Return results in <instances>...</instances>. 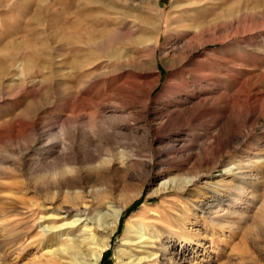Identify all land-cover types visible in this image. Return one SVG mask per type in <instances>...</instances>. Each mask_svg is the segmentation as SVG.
<instances>
[{
	"label": "rangeland",
	"instance_id": "rangeland-1",
	"mask_svg": "<svg viewBox=\"0 0 264 264\" xmlns=\"http://www.w3.org/2000/svg\"><path fill=\"white\" fill-rule=\"evenodd\" d=\"M108 1L159 12L155 55L127 23L71 50L86 0H0V264H57L27 206L64 161L100 172L90 216L124 206L98 264H264V0H98L91 16Z\"/></svg>",
	"mask_w": 264,
	"mask_h": 264
},
{
	"label": "bare ground",
	"instance_id": "bare-ground-1",
	"mask_svg": "<svg viewBox=\"0 0 264 264\" xmlns=\"http://www.w3.org/2000/svg\"><path fill=\"white\" fill-rule=\"evenodd\" d=\"M97 1L86 0L88 5L80 4V10L68 17L66 24L71 32L67 37V44L70 45L71 50L85 52L100 47L109 39L113 29L127 23L131 27L143 30L140 38H133V45L152 50L155 55L154 44L157 40L153 33L161 27L159 12L153 14L146 11V15L141 16L135 4L121 8L114 2L108 1L103 3L101 16L97 14L91 16L94 12L91 11L89 3ZM109 57L119 59L121 53L110 50ZM225 170L230 171L229 167ZM98 178H100L98 170H94L93 173L88 171L85 175L77 174L65 161L56 163L52 169L36 177L34 190L36 193L42 192L45 200L41 204L30 200L35 208L31 209L27 206V211L36 217L35 224L47 222L36 234L35 244L46 247V253L53 263L98 264L103 252L108 248L110 238L118 228L124 206L112 209L111 214H101L102 217L99 216V219H97L98 213L90 216L91 212L97 209V205L92 206L87 202L90 192L87 193L82 185L84 182ZM97 195L96 193V198ZM96 202L100 203L101 200L97 198ZM72 213L73 219L68 220ZM107 216L108 219H106ZM132 229L131 224L126 225V233H131ZM142 230L145 229L139 228L134 232L140 234L142 238L144 236L140 233ZM154 237H158V234H154ZM127 240L122 245H127ZM155 254L156 252L150 251L145 257H153ZM145 257H137L127 264H141Z\"/></svg>",
	"mask_w": 264,
	"mask_h": 264
},
{
	"label": "trees",
	"instance_id": "trees-1",
	"mask_svg": "<svg viewBox=\"0 0 264 264\" xmlns=\"http://www.w3.org/2000/svg\"><path fill=\"white\" fill-rule=\"evenodd\" d=\"M105 260V256H104V258H103V261Z\"/></svg>",
	"mask_w": 264,
	"mask_h": 264
}]
</instances>
